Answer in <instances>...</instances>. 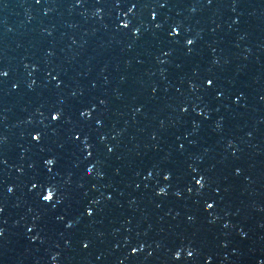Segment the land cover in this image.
<instances>
[{
  "label": "snow or ice",
  "instance_id": "1",
  "mask_svg": "<svg viewBox=\"0 0 264 264\" xmlns=\"http://www.w3.org/2000/svg\"><path fill=\"white\" fill-rule=\"evenodd\" d=\"M55 118V117H54ZM49 163H51V161H49Z\"/></svg>",
  "mask_w": 264,
  "mask_h": 264
}]
</instances>
